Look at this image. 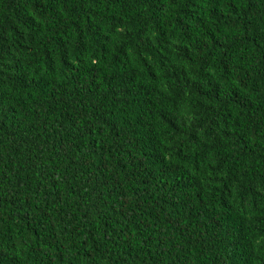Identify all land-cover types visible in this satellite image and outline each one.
I'll list each match as a JSON object with an SVG mask.
<instances>
[{"label": "trees", "instance_id": "trees-1", "mask_svg": "<svg viewBox=\"0 0 264 264\" xmlns=\"http://www.w3.org/2000/svg\"><path fill=\"white\" fill-rule=\"evenodd\" d=\"M0 264H264V0H0Z\"/></svg>", "mask_w": 264, "mask_h": 264}]
</instances>
